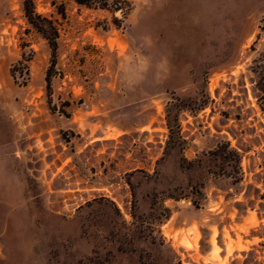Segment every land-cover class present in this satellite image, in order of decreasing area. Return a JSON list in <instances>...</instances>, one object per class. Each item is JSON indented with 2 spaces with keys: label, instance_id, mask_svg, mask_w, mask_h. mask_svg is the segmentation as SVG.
<instances>
[{
  "label": "rangeland",
  "instance_id": "obj_1",
  "mask_svg": "<svg viewBox=\"0 0 264 264\" xmlns=\"http://www.w3.org/2000/svg\"><path fill=\"white\" fill-rule=\"evenodd\" d=\"M25 1L0 0V264H264V0H35L55 66Z\"/></svg>",
  "mask_w": 264,
  "mask_h": 264
},
{
  "label": "trees",
  "instance_id": "obj_2",
  "mask_svg": "<svg viewBox=\"0 0 264 264\" xmlns=\"http://www.w3.org/2000/svg\"><path fill=\"white\" fill-rule=\"evenodd\" d=\"M74 1L80 5H86V6H96L98 2V0H74ZM34 2L35 0L25 1L24 9H25L26 17L29 23L32 26H34L49 42V45L52 49L53 66H55L57 63L56 60H57V49H58V44H57L58 30L54 27L53 23L50 20L43 18L42 16L36 13L34 8ZM253 71L257 76L256 89L260 93L259 102L262 111L264 112V49L263 52H261L259 58L254 61ZM49 82L50 80L48 79V83ZM165 211L168 210L165 209ZM165 216L161 215V217L168 218L167 216L166 217ZM152 243L154 246H159L162 248H165L167 246L165 240L162 238L159 241L153 239Z\"/></svg>",
  "mask_w": 264,
  "mask_h": 264
}]
</instances>
